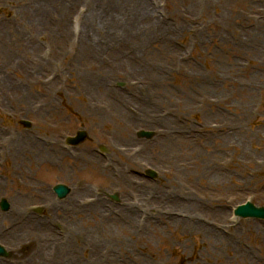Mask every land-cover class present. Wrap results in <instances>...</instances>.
Wrapping results in <instances>:
<instances>
[{
	"label": "rangeland",
	"instance_id": "1",
	"mask_svg": "<svg viewBox=\"0 0 264 264\" xmlns=\"http://www.w3.org/2000/svg\"><path fill=\"white\" fill-rule=\"evenodd\" d=\"M143 1L0 0V264H264V0Z\"/></svg>",
	"mask_w": 264,
	"mask_h": 264
},
{
	"label": "bare ground",
	"instance_id": "2",
	"mask_svg": "<svg viewBox=\"0 0 264 264\" xmlns=\"http://www.w3.org/2000/svg\"><path fill=\"white\" fill-rule=\"evenodd\" d=\"M109 1V0H107ZM132 4H133V16L132 18L135 19L138 15H140L141 19H146V15H147V7L145 5V2L143 0H131ZM111 7V6H110ZM111 9H116V6H112ZM89 15H87V23H86V29H93L96 26V21L102 19L101 14H98L97 12L100 11L102 12L104 15H106V20L108 21L109 16L111 17V19H109L108 23H113L115 19H119V15L118 14H112L111 12H106L101 8H95L93 6L89 7ZM114 19V20H113ZM259 23V21H258ZM132 30V29H131ZM63 33H65V31H59V36L62 38L63 37ZM18 38H15V40H17ZM87 41L91 43V38L87 37ZM5 37L0 35V44L2 45L0 47V51L3 48V45L5 43ZM17 43H19L21 45V42L18 40ZM87 43V42H86ZM88 47V45H86ZM89 49V48H88ZM5 52V51H4ZM92 53V51H91ZM90 53V54H91ZM1 58L3 60H1ZM5 58L4 56L1 57L0 56V62H2V64L7 65V63L4 61ZM2 82H4L2 75H0V84L2 86ZM6 88V85H5ZM4 145V144H3ZM5 148L7 149L8 154L11 153V155L14 158V163H13V168L16 170H19V168L22 169V165H23V159L21 158L22 154L27 155L28 158H35L38 159L39 156L42 157L44 156V154L42 153L43 150L40 147L39 143L36 141H33L31 139H7L6 141V145ZM48 158V157H47ZM48 161V160H47ZM20 163H22L21 167H20ZM26 164H30L28 161L26 162ZM126 178H130L127 175H124ZM21 184L25 187H30L32 184L30 181H22ZM86 209V208H85Z\"/></svg>",
	"mask_w": 264,
	"mask_h": 264
},
{
	"label": "water",
	"instance_id": "3",
	"mask_svg": "<svg viewBox=\"0 0 264 264\" xmlns=\"http://www.w3.org/2000/svg\"><path fill=\"white\" fill-rule=\"evenodd\" d=\"M27 126L29 125L28 122H24ZM139 136H145V137H150L152 135L151 132L148 131H139L138 132ZM86 138V132L84 130H80L77 132V134L73 137H68L67 138V143L76 145L83 141ZM150 176H154L153 171H148ZM54 191L57 193V196L59 198L65 197L68 192L70 191L69 187L63 184H57L54 187ZM114 199H117L116 195H113ZM0 207L2 210H7L9 208L8 202L2 198L0 201ZM235 213H237L238 216L240 217H254V218H260L264 219V206H255L252 203L246 204V205H239L237 209L235 210ZM0 255L1 256H7L5 250L3 247L0 245Z\"/></svg>",
	"mask_w": 264,
	"mask_h": 264
}]
</instances>
